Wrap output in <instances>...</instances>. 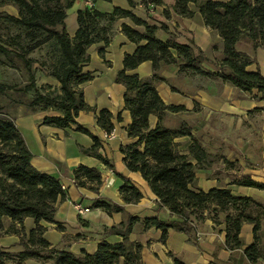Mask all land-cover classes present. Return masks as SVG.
<instances>
[{"label":"trees","instance_id":"obj_1","mask_svg":"<svg viewBox=\"0 0 264 264\" xmlns=\"http://www.w3.org/2000/svg\"><path fill=\"white\" fill-rule=\"evenodd\" d=\"M93 4L96 0H91ZM160 5L159 0H146ZM73 0H0V7L13 5L17 9V16L1 13L0 19L25 30L29 43L24 47L18 42L14 44L18 51L0 42V54L9 62L20 59L25 68L29 69L31 59L24 58V54L44 43H50L56 51L57 58L52 63L50 75L58 83L57 92H40L35 86L34 74L29 70L27 86L13 89L0 82V233L3 229L4 217H9L12 224L7 232L19 234L18 244L21 250L11 252L0 246V264L13 262L22 264L27 259H35L49 264H141V245L128 240L132 227L139 219L125 213L123 207L106 199H97L94 207L106 212H121L123 220L118 225L104 228V234H116L121 241L109 243L105 240L97 244L94 253L81 251L79 254L59 249L51 245L43 236L45 227L40 221L54 222L59 229L62 226L54 220L55 205L65 198L60 180L48 173L34 168L31 163V152L14 124L9 111L16 105H21L28 113L37 110L52 109L58 115L44 116L42 123L54 127L65 128L74 124L81 132L89 134L94 144L84 149L103 160L97 153L98 140L85 128L77 124L75 118L80 110L92 109L83 100V95L77 86L87 81L90 76L82 73V66L89 60L87 48L90 44L103 41L109 42L111 24L116 18L126 17L134 25L143 26L140 32L122 23L121 31L137 46L133 53L123 58V68L115 75L114 80L124 85V107L131 116L127 126V135L133 141L121 148L123 160L128 170L139 172L147 182L150 190L155 194L158 207H167L172 217H147L143 219L144 228L156 226L162 231L164 239L168 228L193 234L195 221H202L207 217L204 213L213 206L224 213L225 244L228 247H239L241 242L238 234L241 224H253V232L258 230V223L245 213L251 198L236 196L225 188H212L203 191L196 188L195 172L202 168L201 163L206 158L205 151L193 143L186 153H181L175 138L189 135L184 126L166 128L161 121L166 112L181 110V106L167 105L159 97L154 81L162 79L153 74L149 79L140 78L136 73H128L143 61H151L153 68L161 64L180 62V70H188L191 74L199 73L211 77H220L238 89L249 91L256 89L264 95V76L259 70L247 71L246 65L254 61L245 52L236 49V43L243 38L250 40L253 49L258 45L264 46V0H177L173 5L175 13L190 17L197 9L206 26L214 29L223 39V58L215 63V72L203 71L202 61H208L202 50L192 43L183 44L168 37L161 40L155 37L157 27L135 16L130 10L114 7L105 13L86 7L77 11L78 27L73 37L65 29V10L71 6ZM145 2V4H146ZM191 6V8H190ZM193 7V8H192ZM104 20L107 24L101 25ZM21 51V52H20ZM176 52V56L172 54ZM34 89L33 94L26 95L27 90ZM38 105L41 107L37 108ZM157 116V123L150 127L148 117ZM96 123L106 132L113 129V115L107 109L97 112ZM120 113L115 116L120 120ZM195 159L193 164L191 159ZM119 188V193L126 203H134L141 198V192L128 178ZM236 183L264 188L244 174ZM73 178L77 185L85 182L100 184V172L92 167L80 165L73 170ZM191 216H194L191 218ZM31 217L35 226L23 232L22 221ZM217 223L215 216L211 217ZM21 228L17 229L14 224ZM251 260H255L260 253L254 241L245 249Z\"/></svg>","mask_w":264,"mask_h":264},{"label":"crops","instance_id":"obj_2","mask_svg":"<svg viewBox=\"0 0 264 264\" xmlns=\"http://www.w3.org/2000/svg\"><path fill=\"white\" fill-rule=\"evenodd\" d=\"M159 1L161 7L153 13L144 10L146 0H96L94 9L105 13L111 12L114 7L130 10L138 18L157 27L155 37L158 39L174 37L179 43H192L200 48L208 59L201 62V70L215 72L217 69L214 64L223 58V39L218 32L204 24L197 9L193 10L190 17L181 16L173 10L177 0ZM86 7L84 0H73L65 10V29L70 37L74 36L78 27L77 11ZM0 10L16 13L12 5H4ZM122 23L140 32L144 31L143 26L134 25L129 18H116L111 24L109 42L104 44L103 41H98L88 46L89 60L81 70L90 78L77 86L82 92L83 100L92 109L80 110L75 120L96 137V151L103 160L83 151L90 148L94 140L89 134L79 131L76 125L59 128L42 123L44 116L58 115V112L37 110L28 113L21 105H16L9 111L31 152V165L57 177L64 187L65 198L56 203L54 213V220L62 229L54 222L40 221L39 224L45 227L44 238L51 245L75 254L81 251L92 254L97 244L103 240L109 243L121 241L119 235L104 234V228L118 225L123 220V214L94 207L97 199H106L121 205L125 213L138 217L128 240L141 245V264H264V234L257 239L259 229L254 233L252 223L241 224L239 247H228L225 244V222L220 217L217 223L210 217H205L192 224L193 234L168 228L164 239L161 238L160 228H144V218L172 215L165 206L157 208V198L147 182L139 172L128 170L123 160L121 148L133 141L126 131L131 116L124 107L125 87L114 78L123 68L124 56L133 53L137 45L121 31ZM236 49L254 58L253 62L246 65L245 70H259L264 76V46L258 45L253 49L251 42H248L242 47L239 40ZM172 54L176 56L175 51ZM127 72L136 73L143 79H149L155 73L161 77L162 79L154 81L161 100L167 105L181 106L180 111L166 112L162 125L166 128L184 126L188 130L189 135L175 138L181 153H186L191 144L197 143L207 156L215 160L213 167L202 166L196 170V188L203 191L225 188L236 196L255 195L254 187L232 181L223 165L226 161L230 165L234 163L239 167L238 176L243 173L251 175L252 180H264L256 177L258 173L264 175V95L256 89H238L220 77L180 70L178 61L161 64L157 69L153 68L151 61H143ZM56 84L58 85L57 82ZM102 109H107L113 115V136L110 138L105 137L106 131L96 123L95 116ZM117 113H120V120L115 119ZM148 123L150 127H154L157 116L150 114ZM191 162L195 164L196 160L192 158ZM80 165L97 169L100 172V184L86 181L82 186L77 185L73 170ZM121 176L128 178L139 189L142 195L139 201H123L119 193V188L124 183ZM110 179L112 182L107 184L106 181ZM75 204L88 210L78 213ZM2 221L0 246L11 252L20 251V235L7 232L12 224L11 219L4 217ZM14 226L21 228L18 223ZM34 226L35 222L31 217L23 219L22 230L25 234ZM254 235L260 253L255 260H251L245 249L253 243ZM22 264L49 263L27 259ZM118 264H123L122 259Z\"/></svg>","mask_w":264,"mask_h":264},{"label":"rangeland","instance_id":"obj_3","mask_svg":"<svg viewBox=\"0 0 264 264\" xmlns=\"http://www.w3.org/2000/svg\"><path fill=\"white\" fill-rule=\"evenodd\" d=\"M65 1L66 0H60L61 4H64ZM2 7L3 6H1L0 9ZM15 10L16 13L11 11L0 10V14L7 13L17 16V9L15 8ZM100 24L104 25L107 23L102 20ZM25 34L26 33L23 28L14 26L0 19V42L9 45L12 50H19V48L14 44V42H18L19 45L21 44L24 47L29 43L28 38ZM248 42H250V40H248L247 38H243L241 40V46L243 47L245 43ZM24 58L32 60L29 69L23 66V63L20 59H15L14 61L9 62L2 54H0V82L8 85L11 88L13 87V89L23 88L28 84V72L30 70L34 74L35 86L40 92L50 93L51 95L56 93L58 85L56 84V80L50 75V72L52 70V63L55 62L57 58V53L55 50L52 49L50 43L48 42L41 44L40 46L25 53ZM33 90L34 89L27 90L26 95H32ZM0 104H4V101L1 100ZM39 107H41V105L37 106V108ZM48 110L52 109L48 108L44 111L49 112ZM213 163H215V160L211 159L209 156H206L201 165L206 167H213ZM219 167L222 168V166ZM223 168H226L228 170V176L229 178H231L232 181L237 182V180L243 178V173L239 176L237 175L239 167L234 163H231L230 165V163L226 161L223 165ZM256 177L264 178V175L258 173ZM250 178L252 179L251 175ZM256 182L259 184H264V180L260 181L259 179V181L257 180ZM254 188L257 194L255 193L254 196L249 197L252 201L249 203V207L246 208L245 213L258 223L259 231L257 233V239H259L261 234H264V197H262V195H264V188ZM259 193H261L262 195L259 196ZM204 214L210 218L213 216H215L217 219L219 217L224 218V213L220 212L217 208L213 206H209V208L205 211ZM193 217L194 216H191V218ZM198 222L199 221L197 220L195 221V223Z\"/></svg>","mask_w":264,"mask_h":264},{"label":"built area","instance_id":"obj_4","mask_svg":"<svg viewBox=\"0 0 264 264\" xmlns=\"http://www.w3.org/2000/svg\"><path fill=\"white\" fill-rule=\"evenodd\" d=\"M84 1L86 2V5L88 7H93L94 6V4H93V2L91 0H84ZM159 7H161V6L160 5H156V4H154V3L150 2V1H147L145 6H144V8H145L144 10L147 13H153ZM112 136H113V132L112 131L105 133V137L106 138H110ZM111 182H112L111 179L106 181L107 184H110ZM61 188L64 189L63 186H61ZM74 206L77 209L78 213H83V212L88 210V208L81 207L79 204H75Z\"/></svg>","mask_w":264,"mask_h":264}]
</instances>
